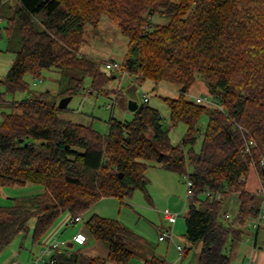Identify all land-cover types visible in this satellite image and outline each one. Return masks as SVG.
<instances>
[{"label": "trees", "instance_id": "trees-1", "mask_svg": "<svg viewBox=\"0 0 264 264\" xmlns=\"http://www.w3.org/2000/svg\"><path fill=\"white\" fill-rule=\"evenodd\" d=\"M103 18L128 40L123 72L139 84L180 87L177 98H163L168 127L144 102L130 121L112 117L103 135L61 118L49 92L32 90L27 77L55 70L58 98L74 97L86 79L89 95H104L114 71L81 53L88 28L98 29ZM0 21V38L5 33L14 56L0 78V106H13L0 121V190L44 188L0 204V255L32 229L33 243H40L65 214L81 218L105 198L124 204L138 189L147 194L148 168L158 165L192 183L184 252L202 243L198 264H230V247L243 240L241 227L257 220L264 200L247 188L254 166L264 186V0H0ZM199 78L214 98L209 106L186 99ZM21 93L27 96L13 100ZM181 123L187 132L173 146L170 131ZM233 195L239 211L231 219L225 205ZM86 224L108 258L68 249L53 255L55 264H130L139 249L152 247L117 219L94 215ZM145 264L166 262L154 256Z\"/></svg>", "mask_w": 264, "mask_h": 264}, {"label": "rangeland", "instance_id": "rangeland-1", "mask_svg": "<svg viewBox=\"0 0 264 264\" xmlns=\"http://www.w3.org/2000/svg\"><path fill=\"white\" fill-rule=\"evenodd\" d=\"M152 20L159 23L164 22L163 19L159 18H154ZM6 48V35L5 33H2V37L0 38V78L5 77L14 60V56L11 53L6 52ZM127 48L128 40L120 33L117 26L108 18H103L98 29H93L91 27L88 28L86 42L81 49V53L99 61L102 64V70L106 73H110L106 68V64L112 60H116L122 64L123 57L127 53ZM116 57L118 59H113ZM114 73L116 79L109 84L104 95L101 93L87 95L88 90L90 89V80L86 79L84 87L72 97L68 107L65 110H61L60 117L72 121L73 123L92 126L101 134L106 135L112 117H115L120 121L132 120L134 118V113L129 110V102L135 101L141 105L144 103V95H147L150 99L149 105L160 111L165 118V125L167 127L170 125V111L163 98H177L180 89L178 85L168 83L157 85L150 81H146L142 84L134 83L132 85L128 83V79L125 78L120 82L123 74L120 76L118 72L114 71ZM125 76L130 79L129 75ZM60 79L61 73L55 70L45 71L41 79L27 77L34 92H49L50 99L57 101L58 106L61 99H63L57 97L59 93ZM74 84H76V81H74ZM206 88V83L200 78L197 79V82L190 90V94L186 96V99L195 102L196 98L193 96L199 95L202 98L206 97L210 102H214V98L208 91H206ZM26 96V94L22 93L17 94L13 100L21 101ZM209 105L210 104L207 106ZM211 107H213V105H211ZM12 112L13 106L10 103L0 106V121L2 120L3 114H10ZM207 122L208 115H204L199 122L202 131L205 130ZM186 132L187 126L183 123L179 124L174 129H171V144L173 146L179 144ZM201 144L202 141L199 139L194 146L195 151H200ZM253 169H256L259 174V170L256 166H254ZM147 178L150 182L147 187L149 195L138 189L134 192L131 198L125 201V204H121V202L115 198H105L95 205L93 209L88 211L83 219L86 221L89 214L91 215L92 212H95L102 217L117 219L121 222L123 221L122 223L133 231H136L137 233L139 231L143 232L147 237L146 239L151 242L153 250L155 249L154 247H156L157 253L165 258L166 262L170 264L178 259V253L174 246L181 245L183 248L190 247V244L184 238L186 231L185 217L187 215L188 202L187 180L182 179V182L180 180L178 182L179 177L177 175L153 167V165L148 168ZM172 179L174 181H172ZM258 181L259 189L257 190V193H260L261 190H264L260 175ZM251 183H255L252 177L249 180L248 187ZM43 190L44 188L42 186L34 184L2 188L0 190V204L11 206L13 204V199L41 193ZM235 196L233 195L230 200L232 198L235 199ZM166 211L180 213V217L173 228L174 243L170 242L169 245H167L168 242L161 243L158 240V228L164 225L168 226V223L163 219V213ZM228 215L231 219L236 217L233 215L231 216V214ZM66 216L67 214L63 215L62 218ZM34 223V220H32L29 226L32 227ZM249 224H252V222ZM32 231L33 229L30 234H32ZM249 233L250 232H248L247 235H250L251 237V234ZM23 236L24 235H21L20 238ZM246 237L248 236H243V242H238V244L233 247V251L232 249H229V255L231 256L230 264H241L244 254L246 256L245 251L249 253L250 246H253V237L250 242ZM201 249L202 243L195 244L188 253L186 252V257L183 261L179 262V264H198ZM248 261L249 260L247 259L246 264H248Z\"/></svg>", "mask_w": 264, "mask_h": 264}, {"label": "crops", "instance_id": "crops-1", "mask_svg": "<svg viewBox=\"0 0 264 264\" xmlns=\"http://www.w3.org/2000/svg\"><path fill=\"white\" fill-rule=\"evenodd\" d=\"M84 55H86V54H84ZM113 59H118V58L116 57ZM124 78L128 79V83H130L132 85L134 83L139 84L138 82H135V80L133 78L129 79L126 76H123L121 78L120 82H122V80ZM206 91H208L207 88H206ZM189 94H190V92H189ZM193 97L197 98V97H201V96L194 95ZM153 167H157V168L162 169L158 165H153ZM162 170H164V169H162ZM164 171H166V170H164ZM167 172H169V171H167ZM169 173H172V172H169ZM172 174L177 175L175 173H172ZM177 176L179 177L178 182H179V180L182 182V178L179 175H177ZM249 177L250 178L252 177L255 183H251L250 186L248 187V183L250 180V178H248L249 180H247V188L250 192L257 193V190L259 189V187H258V183H259L258 171H256V169H253ZM172 181H174V180L172 179ZM147 195H149L148 188H147ZM235 197L237 199L236 198L235 199L232 198L231 200L229 199L225 205V212L227 213V215L231 214V216L233 215L234 217L237 216L238 211H239L238 196H235ZM235 200L238 201V204H237V201H235ZM176 214L180 215V213H177V212H176ZM94 215L100 216V214L92 212L91 215L89 214L88 218L90 219ZM163 215H164V213H163ZM83 218H84V216L81 217V222L75 223V222H73V218L71 217V215L67 214V216L62 218L58 222V224L53 228V230L38 244L33 243L32 236L30 233L27 235H24L22 238H20L21 235L18 236L1 253L0 264H14V263L29 264V263H33L34 261H37V260H41V261L36 263V264H55V263H51V260H52L53 255L57 251H49V249H47L53 242H58L60 244V247L58 250V252H60V253L65 252L66 250L69 249L68 254H71L74 252H79L80 254L87 256V257L107 259L109 256V250H108L107 246L104 243L99 242L94 238V236L88 230V227L86 224L89 219L87 218L86 221H84ZM105 218H107V217H105ZM163 219H164V217H163ZM32 226H34V225H32ZM135 226H137V225H135ZM169 227L170 226L168 224V226L164 225V226L158 228V240H159L160 236ZM241 230L245 234L244 237L248 236V237H246V239H248L249 242H250L251 238L253 237V240H252L253 246L252 245L250 246L249 253L247 251H245L246 256H245V254H244V257L242 255L243 259H242L241 264H246L247 259L249 260L248 264H264V228H263V226L258 228L257 224L255 222H252V224H247V225H245V227L244 226L241 227ZM133 232L140 235L144 239L147 238L146 235L141 231H139L138 233L136 231H133ZM248 232H250L249 234H251V237H250V235H247ZM78 233H83L87 236V243L83 246L73 243L74 237ZM185 233H186V231H185ZM64 235H65V237H64ZM184 238H185V235H184ZM173 240H174V235H173V239H170V240L166 239L164 241L159 240V242H161V243L168 242L167 245H169L170 242L174 243ZM148 242H150V241H148ZM241 242H243V240ZM241 242H239V243H241ZM236 244H238V243H236ZM236 244H234L232 247H230V249H232V251H233V247ZM177 246H174V247L176 249V252L178 253V259L176 261H174L173 263H170V264H179V262L183 261V259L187 255V253L185 254V252L180 253L179 250L177 249ZM151 248L148 247V248L139 249L138 255L134 259H132L130 264H145L146 259H150L154 256L158 257L159 259H162L166 262V259L157 253L156 247H154L155 248L154 250H153V248L152 249ZM185 249H186V247H185ZM109 264H115V263H109ZM166 264H168V263L166 262Z\"/></svg>", "mask_w": 264, "mask_h": 264}, {"label": "built area", "instance_id": "built-area-1", "mask_svg": "<svg viewBox=\"0 0 264 264\" xmlns=\"http://www.w3.org/2000/svg\"><path fill=\"white\" fill-rule=\"evenodd\" d=\"M14 1H18V0H14ZM1 22V21H0ZM106 68L108 70L111 71H115L118 72L119 74H123L125 75H129L127 72H123V70L121 69V63L116 61V60H112L110 61L108 64H106ZM90 91L87 93V95H89ZM144 102L145 103H149L150 99L148 98L147 95H144ZM195 102L199 105H208L211 104V102L209 101V99H207L206 97H198L195 99ZM253 144V142H251V145ZM262 166H264V159L262 160ZM187 186H188V197H192L193 193H192V183L191 182H187ZM208 196H216V198L218 200H220L222 198V195L220 193H212V192H208L207 193ZM257 195H264V190H261L260 193H257ZM164 220L169 224V228L160 236L159 240L160 241H164L166 239H173V227L176 224L178 218H179V214L176 213H171L170 211H166L164 212ZM73 222L75 223H79L81 222V218L80 217H76L73 218ZM255 223L257 224V227L260 228L261 226H264V202L261 204L260 206V213L259 216L257 218V220L255 221ZM74 244L77 245H85L87 243V236L83 233H78L73 240ZM60 247V244L58 242H53L47 249H49V251H58ZM177 249L179 250L180 253H183L185 248H183V246L178 245ZM41 260H37L34 261L33 263H29V264H36L38 262H40ZM51 263H54L53 260H51ZM14 264H20V263H14Z\"/></svg>", "mask_w": 264, "mask_h": 264}, {"label": "water", "instance_id": "water-1", "mask_svg": "<svg viewBox=\"0 0 264 264\" xmlns=\"http://www.w3.org/2000/svg\"><path fill=\"white\" fill-rule=\"evenodd\" d=\"M71 100H72L71 96L61 99V101L59 103V106H58L59 109L60 110H65L68 107V105L71 102ZM138 108H139V104L137 102H135V101H130L129 102V110L131 112L135 113L138 110Z\"/></svg>", "mask_w": 264, "mask_h": 264}]
</instances>
